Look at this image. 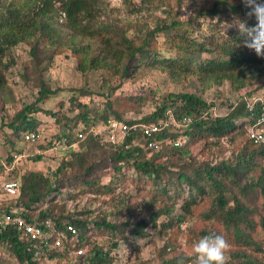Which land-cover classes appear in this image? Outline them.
Returning <instances> with one entry per match:
<instances>
[{
	"label": "trees",
	"instance_id": "1",
	"mask_svg": "<svg viewBox=\"0 0 264 264\" xmlns=\"http://www.w3.org/2000/svg\"><path fill=\"white\" fill-rule=\"evenodd\" d=\"M98 5V0H0V110L14 100L7 92V74L16 63L12 52L18 46L25 47L38 89L33 101L2 125L17 139L23 141L24 132L36 130V114L43 112L38 104L57 92L43 81L55 56L68 51L82 77L100 72L118 79L113 88L105 83L107 92L100 95L101 104L90 107L81 103L78 98L92 96L81 89L68 99L73 116L46 112L62 125L61 134L46 144L49 151L53 138L65 140L59 147L63 152L60 164L53 178L28 172L10 179L19 183V194L0 202V220L10 208L19 207L26 223L50 220L60 231L66 224L73 226L77 232L74 243H64L61 252L49 254L58 256L55 264H116L126 251L135 261L119 264H152L141 261L138 254L156 240L161 245L154 249L152 262L195 264L192 246L210 233L224 234L231 242L228 264H264V143H254L246 134V128L264 113V85H258L264 77V58L243 47L236 26L240 21L253 27L256 18L247 15L250 9L242 0L203 2L196 18L225 17L233 23L223 36L214 32L196 39L189 35L186 23L174 16H169L167 23L157 22L152 29L96 23L94 9ZM60 18L63 21L58 24ZM130 28L134 31L127 35ZM160 36L169 57L161 56L154 46ZM151 70L195 77L203 89L228 83L237 99L217 104L226 108L217 116V102L208 103L192 93L170 92L161 97L151 114L124 120L129 101L142 106L145 98L110 100L114 88ZM19 78L29 81L26 71ZM249 105L253 113L248 111ZM167 112L177 122L191 119L186 127L169 125L159 134L164 140L186 137L181 147L164 145L159 152H152L143 146L139 131L120 145L102 142L99 133L77 138L78 133L106 124L110 118L128 124L158 123L168 120ZM260 125L264 127V121ZM134 136L141 146L133 143ZM196 146H200L199 152L194 155L191 149ZM213 147L227 151V157L208 158L207 149ZM148 153L152 154L147 157ZM8 160L10 168L12 155ZM100 178H106V183ZM128 181L135 189L127 188ZM141 192L146 194L140 200L146 219L133 221L130 202ZM84 196L99 205L72 210V202ZM191 220L194 223L183 229ZM180 236L184 237L181 241ZM77 248H85L84 254L71 257ZM3 259L40 264L25 251L18 228L6 221L0 228V262Z\"/></svg>",
	"mask_w": 264,
	"mask_h": 264
},
{
	"label": "rangeland",
	"instance_id": "2",
	"mask_svg": "<svg viewBox=\"0 0 264 264\" xmlns=\"http://www.w3.org/2000/svg\"><path fill=\"white\" fill-rule=\"evenodd\" d=\"M212 1L214 0H98L99 5L94 9V12L96 23L111 22L120 26L138 24L151 29L157 22L164 21V23H167L168 17L174 16L176 20L186 23L190 36L196 39H202L214 34V32L223 36L227 30L231 29L233 23V21L225 17L223 20H219L217 17L213 16L196 18L199 9L202 7V3H210ZM62 19L63 18H60L58 20V24L62 23ZM128 27L130 26L128 25ZM133 31L134 30L130 28V30L127 31V35H131ZM163 41L164 39L162 36L157 37L154 46L159 49L161 56L169 57L171 53H169L170 51L167 50L168 46L163 43ZM12 53L16 63L9 69L7 74V92L11 93V97L14 100L12 102L7 101L4 104L3 110H0V182L14 179L28 172H40L43 175L52 176L53 178V173L60 164L63 152L60 150L49 152L46 144L51 137L61 134L62 125L57 124L55 118L47 115L46 112L54 114L59 113L68 117L73 116L74 113L71 114L69 112L68 99L77 96L81 89L87 90L92 94V96L78 98L81 103L87 104L90 107H93V105H95L94 103L101 104L103 97L100 95L107 92L105 83L113 88L117 85L118 79L116 77H110L109 75L105 76L100 72H88L82 77L81 74L76 71V62L68 51L65 54L55 56L43 81L51 90H56L57 92L38 104L43 111L36 114V122L38 123L36 130L40 133L39 141L35 144H25L21 139H17L12 135L9 129L2 127V125L9 122L10 117H12L16 111L33 101L38 91L33 82V80L36 79V74L33 67L29 65L28 55L24 46H18ZM25 71L29 76L28 83L19 78ZM258 85H264V77ZM170 92L192 93L208 101V103L213 100L217 102L216 105L223 104L225 99L228 101L227 103L235 102L237 99V94L235 91L231 90L228 83L203 89L195 77L186 78L176 74L172 75L168 71L151 70L144 73V75L140 74L138 78L134 77L128 79L118 88H114L110 100L126 99L125 97H144L145 104L142 106H138L137 102L129 101L128 107L130 109L126 110L122 115L124 120H140L154 112L161 97ZM6 97L9 99L10 96L6 95ZM218 105V109L215 110V115H223L226 108L222 106L219 107ZM135 107L138 108V112ZM100 125L103 124L101 123ZM80 127L81 126H78L76 129ZM96 130L98 133L102 132V127L98 125ZM101 140L102 142L105 141L104 135H102ZM134 143L138 146L142 144V142L139 141ZM43 145L45 148H43ZM199 147L200 146L191 147L194 155L199 152ZM74 149L77 150V146H75ZM224 150H226L225 147ZM16 153H19L21 158L16 162L14 168L10 169L8 163L6 164V160L9 161L10 155ZM151 154L152 153H148L147 157ZM37 155L41 157V160L34 161L33 158ZM210 155L215 156L217 160L225 159L228 152L224 151L223 153L218 147H213L207 149L206 156L209 158ZM201 159L204 158L201 157ZM3 164L7 167H3ZM98 180L103 184L106 183V178H100ZM125 184L127 188L131 190H133V188L135 189V186L129 181ZM145 195V192H141L139 196L135 197L130 202V211H132L131 220L138 221L140 219H146V213L142 212V207L140 206V200ZM92 200V197L84 196L80 198V200L72 202V210L81 209L82 207H97L99 204L93 203ZM123 216L128 217L126 213H124ZM194 221L195 220H191V223L183 224L182 228L185 229V227L192 225ZM182 238L184 237L180 236L178 239L181 241ZM160 245L161 242L158 240H156L155 243L146 245L141 249L138 257L141 258V261H150L152 264H156V262H152L153 251ZM127 254L128 252L126 251L116 264L120 262L124 263L127 260H130V263L135 261L134 257L128 258ZM3 260L4 261L0 262V264H17L11 259ZM158 262L159 260H157V263Z\"/></svg>",
	"mask_w": 264,
	"mask_h": 264
},
{
	"label": "built area",
	"instance_id": "3",
	"mask_svg": "<svg viewBox=\"0 0 264 264\" xmlns=\"http://www.w3.org/2000/svg\"><path fill=\"white\" fill-rule=\"evenodd\" d=\"M248 111L253 113L251 105H249ZM167 115L168 120L147 124L142 122L128 124L125 121L110 118L106 121V124L101 125L103 132H99V134L104 135V142L120 145L123 144L130 135L139 131L145 140L143 146L152 152H159L164 145L172 144L174 147H181L185 143L186 137L179 136L175 140H164L158 138L159 134L169 125L186 127L190 124L191 119L182 118L180 122H177L173 119L170 112H167ZM262 121H264V113H261L259 117L256 118V123L254 125L246 128L248 138L254 143H264V127L260 125ZM90 132L94 134L98 133L96 127H91L85 132L78 133L77 138L83 139ZM22 138L26 144H35L40 139V133L37 130L27 131L22 134ZM134 142H136L135 136L133 139V143ZM64 143V139H52L49 151H59V147L64 146ZM12 157L13 163L10 168L15 166L16 162L21 158V155L13 154ZM18 194L19 183L17 181L3 180L0 182V202L3 200L15 199L18 197ZM20 211L21 209L19 207L10 208L9 213L4 215L3 220H0V228L3 221L15 225L20 231V239L23 241L27 253H30L40 264H49V261H55L56 263L58 256H49V254H51L52 250L55 254L61 252L64 243H74V239L77 235L75 228L70 224H66L64 226L65 229L60 231L50 220H45L42 223H26L20 216ZM84 252L85 248H77L74 249L70 256H81Z\"/></svg>",
	"mask_w": 264,
	"mask_h": 264
},
{
	"label": "clouds",
	"instance_id": "4",
	"mask_svg": "<svg viewBox=\"0 0 264 264\" xmlns=\"http://www.w3.org/2000/svg\"><path fill=\"white\" fill-rule=\"evenodd\" d=\"M250 11L249 17L256 18V25L249 27L244 22L237 21L240 35L243 37V47L254 51L257 57L264 58V2L260 0H242ZM232 244L224 234L210 233L202 236L193 246L195 264H228ZM55 264V261H49Z\"/></svg>",
	"mask_w": 264,
	"mask_h": 264
}]
</instances>
